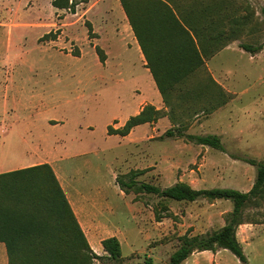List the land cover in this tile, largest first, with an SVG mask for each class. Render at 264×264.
Masks as SVG:
<instances>
[{"label": "rangeland", "instance_id": "374dc122", "mask_svg": "<svg viewBox=\"0 0 264 264\" xmlns=\"http://www.w3.org/2000/svg\"><path fill=\"white\" fill-rule=\"evenodd\" d=\"M51 1L0 2V154L3 151L6 159L27 157L31 154L25 152L39 145L44 161L58 166L59 173L88 196L92 206L86 211L101 200L112 221L109 234L120 237L123 262H141L148 254L156 263L167 264L179 236L218 229L232 202L175 201L142 191L125 194L116 177L136 172L137 180L162 187L177 181L198 189L252 187L255 167L235 156L264 159V46L251 54L240 44L264 45V0H207L209 6L200 5L206 0H168L177 10H193L197 24L206 22L198 12L208 6L218 19L216 28L225 31L221 42L235 37L177 82L183 89L174 90L175 95L195 93L199 98L175 99L168 111L175 131L219 134L225 150L185 136L161 137L163 129L155 132L152 125L158 119L141 125L131 138L110 134L109 125L121 128L125 123L119 126V121L133 115L134 104L152 93L136 49L111 43L109 27L101 33L95 29L88 17L90 11L102 16L99 5L91 10V5H79L71 13L54 8ZM106 6L117 17V36L127 39L115 5ZM97 45L105 55L111 46V64L115 60L123 66L109 67L107 55L101 62ZM214 81L230 87V92L212 85ZM222 101L225 108L210 116L216 109L212 107ZM257 203L246 207L245 220L264 221V197ZM99 248L103 251L101 244ZM224 251V264H244L230 250ZM208 260V255L195 252L182 264H208ZM101 261L95 259L94 264ZM0 264H8L2 242Z\"/></svg>", "mask_w": 264, "mask_h": 264}, {"label": "trees", "instance_id": "16d2710c", "mask_svg": "<svg viewBox=\"0 0 264 264\" xmlns=\"http://www.w3.org/2000/svg\"><path fill=\"white\" fill-rule=\"evenodd\" d=\"M87 1L52 0L51 3L54 7L75 13L77 5ZM141 2L145 4L140 5ZM207 2L200 5L209 6ZM120 3L144 53L146 67L152 73L165 103L167 94L174 91L173 86L178 81L193 74L205 59L211 58L235 39L230 37L221 42L225 31L216 28L218 19L208 6L198 12L206 22L197 24L193 10H177L168 0H120ZM89 25L88 33L91 34V23ZM263 46L262 43L240 44L251 54L258 53ZM151 48L159 54L160 65L153 58ZM96 50L100 61L104 62L106 55L103 49L97 45ZM212 85L223 90L216 81ZM223 104L224 101L218 106ZM163 115L161 109L147 104L138 114L130 116L121 128L114 129L109 125L108 131L110 134L127 135L135 126L153 122ZM176 135L185 136L197 144L225 150L217 134H184L170 128L161 137ZM235 158L245 160L256 169L255 181L248 191L232 187L198 189L184 181L162 187L137 180L136 172L116 177V184L125 194L142 191L175 201L225 199L232 202V210L220 228L179 236L180 243L170 254L167 264H182L195 252L221 248L230 250L242 263H247V256L237 238V229L249 222L244 217L249 203H257L264 197V159ZM156 218L161 220L160 215L156 214ZM0 242L6 245L8 264H94L95 259L102 260L100 264H159L148 255L141 262H123L122 244L115 235L101 241L105 254H97L90 246L54 169L47 162L0 173Z\"/></svg>", "mask_w": 264, "mask_h": 264}, {"label": "crops", "instance_id": "0c3cea01", "mask_svg": "<svg viewBox=\"0 0 264 264\" xmlns=\"http://www.w3.org/2000/svg\"><path fill=\"white\" fill-rule=\"evenodd\" d=\"M0 2H2V0H0ZM18 3H20V1ZM79 5H91L89 7V10H91L93 8V5H99L98 10L101 11L102 16L97 17V15H96L97 13H93L92 11H90L89 17H88V18H90V21H91L92 25L95 27V29L100 32V30L106 31L105 28L109 27V29L111 28V30L113 31L112 35L114 37L111 43H116L117 45H119L123 49H125V48L130 49L131 47H134L136 49V54L138 56V60L140 61V65L146 73V78L148 79V83H149L150 87L152 88V93H151L150 97H144L139 102H136V104H134V106L132 107L133 115L138 114L142 110V108L145 104H152L158 110L159 109H161V110L165 109L167 111L164 116L158 118V120L156 122L152 123L153 130L155 132H160L163 129V133H164L167 129H170L173 126V124H172V121L170 119V115H169L168 111L173 107L174 100L180 98L184 101L193 102L195 99L197 100V98H199L200 95H197L195 93H190L188 95H186L185 93H183L181 95L179 93V95L178 94L175 95V92L173 91L174 92V93L172 92L173 97L171 96V93H168L167 94V103H165L163 96L161 95V93L159 92V90L156 86V83L154 81L152 73L150 72L149 68L146 67V58L144 56V53L140 47V44H139L137 38H136V36H135V34H134L130 24H129L128 18L126 16L124 10L121 11V9L119 7V5H121L120 0H88L87 2L79 3L76 7V10H77ZM106 5H115L116 10H117V15L121 19V21H122L121 23L126 28L127 39H123V37L119 38L117 36V35H119L117 33V29L115 27V26H117V21H116L117 17L115 14H113V11H114L113 8H109ZM54 8L63 9V8H57V7H54ZM151 47H153V46L151 45ZM228 48H230V47H226L224 50H226ZM151 51H152V48H151ZM152 54H153V58L155 59V61H157V64L160 65L159 54H157L153 51H152ZM106 55L108 56V60H106V62L109 65V67H111V66L122 67L123 66V64L121 62H116L115 60H114V63L111 64V61H110L111 55H112V47L111 46H109L106 49ZM121 73H124V71H122ZM176 85L173 86V87H175L174 90L183 89V88L178 87ZM219 85L222 87L223 91H225L226 93L230 92V87L226 86L222 82H219ZM190 89H192V87H190ZM171 90H173V89L171 88ZM226 105H223V106L216 108L210 114V116H214V114H216L217 112H219L223 108H225ZM128 118L129 117L125 118L122 121H119V123H118L119 126H122ZM141 125H145V124H140V125L135 126L132 129V131L125 137L131 138V136L136 133V131L140 128ZM212 134H216V133H212ZM200 135H204V134H200ZM217 135H219V134H217ZM33 148H34L33 149L34 151L25 152L27 154H31L30 156L14 157V158H10V159L9 158L6 159L5 155L3 156L4 153L2 151L0 154V173L12 171V170H16V169L24 168V167H28V166H32V165H36V164H40V163H45V162L49 163L55 171V174H56V176H57L65 194H66V197L68 198V201L72 207V210H73L82 230L84 231V233H85V235L89 241L90 246L93 248V250L97 254H99V255L105 254V251L104 250L101 251V249L99 248L101 241L106 237L113 236L114 234H109L111 231L110 228L112 227V221H111V218L109 219L107 217L106 211L102 208V206H101L102 204H100L101 200L99 201L98 205L94 204L95 205L94 209L91 208L90 211H86V208H88L89 206H92V204L89 205L90 199L88 198V196H85L84 193L82 191H80V189L76 188L74 186V182L70 181L68 179V176H66L64 172L59 173L60 169L58 166L51 163L50 161L49 162L44 161L45 152H43V150L40 148L39 145H37L36 147H33ZM109 214H110V212H109ZM224 224L225 223L221 224V226H223ZM118 238H120V237H118ZM237 238L241 242L243 249H245V250L247 249L249 251V254L246 255L247 256V263H244V264H264V221H249L247 223L241 224L237 229ZM2 243H4V242H2ZM101 246H102V244H101ZM5 247H6V245H5ZM102 249H103V247H102ZM224 250H225L224 248H221V249H218L216 251L204 250V251L197 252V253H200V254L202 253V254L208 255L209 256L208 264H224V261H225L223 259V254L225 252ZM193 254H195V253H193Z\"/></svg>", "mask_w": 264, "mask_h": 264}]
</instances>
